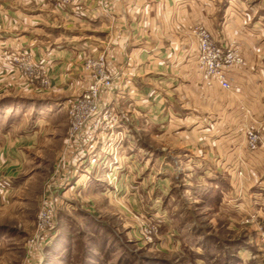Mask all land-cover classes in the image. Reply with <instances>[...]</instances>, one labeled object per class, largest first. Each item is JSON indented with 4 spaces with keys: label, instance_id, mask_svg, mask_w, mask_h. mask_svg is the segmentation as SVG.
<instances>
[{
    "label": "rangeland",
    "instance_id": "374dc122",
    "mask_svg": "<svg viewBox=\"0 0 264 264\" xmlns=\"http://www.w3.org/2000/svg\"><path fill=\"white\" fill-rule=\"evenodd\" d=\"M42 1L65 10L81 2ZM183 1L200 5L206 17L207 25L198 20L196 7L187 27L191 71L210 93L191 94L190 102L205 122L184 124L180 89L173 96L175 114L167 116L162 107L156 125L140 126L144 116L119 95L120 70L115 61L109 64L106 48L116 77L114 96L106 97L113 119L79 142L71 137L68 107L90 82L81 92L71 83L62 90L53 86L45 64L37 63L45 69L31 78L12 69L0 90V121L41 136L25 155L19 187L0 194V264H225L230 253L244 264H264V103L256 102L258 95L241 94L247 87L264 91V81L256 78L261 66L253 64L264 62L256 55L264 54V0ZM215 7H223L228 18L223 32L208 26ZM118 10V0H106L107 20L118 24ZM200 28L231 60L230 90L204 80ZM219 105L224 110L217 120ZM121 118L128 126H121ZM251 128L262 138L255 150L248 147ZM135 132L140 141L129 139ZM218 167L225 184L214 180ZM48 203L54 225L37 240L38 215Z\"/></svg>",
    "mask_w": 264,
    "mask_h": 264
},
{
    "label": "crops",
    "instance_id": "0c3cea01",
    "mask_svg": "<svg viewBox=\"0 0 264 264\" xmlns=\"http://www.w3.org/2000/svg\"><path fill=\"white\" fill-rule=\"evenodd\" d=\"M76 6L65 10L51 7L42 0H0V90L11 78L13 68L9 56L30 53L36 63L48 66L56 89L67 90L71 83L81 92L90 82L83 59L86 55L106 52L107 48L111 56L109 64L115 61L114 68L120 70L119 95L128 101L129 106H134L140 116H144L142 123H138L140 126L156 125L162 107L167 110V116L175 114L173 96L180 89L184 98V124L190 126L194 125L192 121L205 122L206 117H201L200 113L202 110L191 105L190 98L191 94L197 93L207 98L210 93L206 91L201 77L191 71L190 36L187 35L196 7L198 20L206 24L205 13L201 17L200 5H191L183 0H118L119 10L114 12L119 18L118 24L106 19V0L103 3L81 0ZM213 13V25L209 24V28L223 32L228 23L224 8L215 7ZM175 30H180L178 35ZM176 44L182 46L181 51H174ZM256 55L258 60H261L260 57L264 59V54ZM253 64L261 66L256 78L264 81V62L254 60ZM2 78L6 84H3ZM241 94L258 95L256 102L264 103V91L257 88H242ZM219 106L220 109L215 110L217 120L220 116L222 118L224 110L223 105ZM123 120L121 126H128L129 120ZM3 122L4 119L0 121V194L19 187V174L27 162L25 155L38 144L41 136L36 130L28 128L17 132L10 121L5 126ZM135 133L130 134L129 139L140 141V132ZM230 158H237L236 151L230 154ZM219 168L214 173V180L225 184L223 171ZM231 169L234 171V166ZM235 189L234 185L232 190Z\"/></svg>",
    "mask_w": 264,
    "mask_h": 264
},
{
    "label": "built area",
    "instance_id": "2783aa9c",
    "mask_svg": "<svg viewBox=\"0 0 264 264\" xmlns=\"http://www.w3.org/2000/svg\"><path fill=\"white\" fill-rule=\"evenodd\" d=\"M197 34L200 48L199 64L204 80L208 84L215 82L223 89L230 90L232 82L226 69L231 60L227 55H224V51L214 42L207 29L200 28ZM9 58L12 68L18 67L28 78L35 77L39 70L45 69L43 65L39 66L32 59L30 53L14 54ZM85 70L89 73L90 83L81 94L71 101L68 107L71 118V137L79 142H82L85 137L88 138L89 134L98 130L99 127L103 125L107 127L110 118L113 119L112 111L106 107V97L112 100L114 87H116V77L109 72L105 51L88 56L85 61ZM42 82L45 81L42 80ZM119 120L122 122V118ZM247 138L250 150H255L262 140L261 135L254 128L248 130ZM53 225L54 206L48 203L38 215L36 239L39 240L41 235L53 228ZM262 239L264 242V231Z\"/></svg>",
    "mask_w": 264,
    "mask_h": 264
},
{
    "label": "trees",
    "instance_id": "16d2710c",
    "mask_svg": "<svg viewBox=\"0 0 264 264\" xmlns=\"http://www.w3.org/2000/svg\"><path fill=\"white\" fill-rule=\"evenodd\" d=\"M240 245V244H239ZM238 245V246H239ZM237 249H239V247H237ZM235 255V256H234ZM232 256V257H231ZM235 258L236 257V254H228V256H226V259H225V264H244L241 260H236ZM151 259V258H150ZM148 259V260H150ZM232 259V260H231ZM155 260H158V262H162V263H166L164 259H155Z\"/></svg>",
    "mask_w": 264,
    "mask_h": 264
}]
</instances>
